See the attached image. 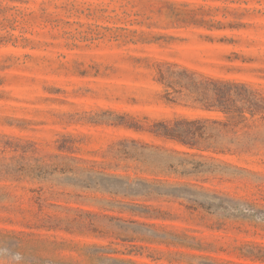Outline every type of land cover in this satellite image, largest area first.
I'll return each instance as SVG.
<instances>
[{"label": "rangeland", "instance_id": "374dc122", "mask_svg": "<svg viewBox=\"0 0 264 264\" xmlns=\"http://www.w3.org/2000/svg\"><path fill=\"white\" fill-rule=\"evenodd\" d=\"M163 63L264 94V0H0V264H264V119L225 153L156 137L222 117Z\"/></svg>", "mask_w": 264, "mask_h": 264}, {"label": "trees", "instance_id": "16d2710c", "mask_svg": "<svg viewBox=\"0 0 264 264\" xmlns=\"http://www.w3.org/2000/svg\"><path fill=\"white\" fill-rule=\"evenodd\" d=\"M156 81L164 87L167 102L222 116L218 119L182 116L170 122H156L148 130L189 150L230 152V147L247 137V133L240 134L238 127H248L256 116L264 119V94L250 84L212 78L174 63L159 64ZM124 121L119 125L141 129Z\"/></svg>", "mask_w": 264, "mask_h": 264}]
</instances>
